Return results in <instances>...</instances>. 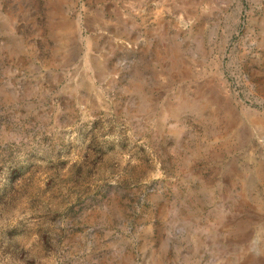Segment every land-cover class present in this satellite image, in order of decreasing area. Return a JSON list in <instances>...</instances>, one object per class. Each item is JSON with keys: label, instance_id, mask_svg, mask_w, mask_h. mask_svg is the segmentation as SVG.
Masks as SVG:
<instances>
[{"label": "rangeland", "instance_id": "374dc122", "mask_svg": "<svg viewBox=\"0 0 264 264\" xmlns=\"http://www.w3.org/2000/svg\"><path fill=\"white\" fill-rule=\"evenodd\" d=\"M0 264H264V0H0Z\"/></svg>", "mask_w": 264, "mask_h": 264}]
</instances>
